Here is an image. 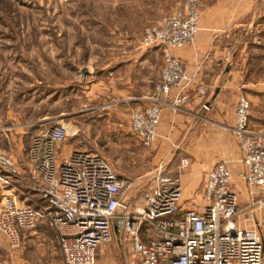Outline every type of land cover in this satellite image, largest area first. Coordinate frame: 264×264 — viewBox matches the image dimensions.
<instances>
[{
	"label": "built area",
	"instance_id": "built-area-1",
	"mask_svg": "<svg viewBox=\"0 0 264 264\" xmlns=\"http://www.w3.org/2000/svg\"><path fill=\"white\" fill-rule=\"evenodd\" d=\"M176 9L144 31L142 45L163 52L164 67L149 106L131 113L132 131L145 147L158 136L164 107L180 108L196 78L173 54L192 42L199 31V0H180ZM176 89L174 98L168 97ZM205 93L204 86L197 89ZM250 102L241 96L233 124L244 170L251 187L250 206L264 210V132L249 125ZM69 132L55 125L32 140L28 170L0 150V187L11 193L0 206V246L21 247L22 231L45 224L58 239L63 264H96L99 247L111 241L114 223L124 239L133 241L138 258L127 264H264V242L253 228L242 227L238 194L231 187L232 172L220 161L202 184L200 203L183 211L181 160L177 172L159 169L154 183L142 195L143 208L128 209L134 181L119 175L103 156L75 150L61 156ZM28 182L29 188H25ZM259 193H254V190ZM181 211H183L181 213Z\"/></svg>",
	"mask_w": 264,
	"mask_h": 264
},
{
	"label": "rangeland",
	"instance_id": "rangeland-1",
	"mask_svg": "<svg viewBox=\"0 0 264 264\" xmlns=\"http://www.w3.org/2000/svg\"><path fill=\"white\" fill-rule=\"evenodd\" d=\"M179 1L0 0V150L11 155L21 170L27 171L33 137L52 126H64L69 135L60 145V157L66 156L65 150L79 149L103 156L119 175L134 181L127 206L133 212L141 210L143 193L162 169L158 168L152 149L158 136L151 147H145L132 131L131 112L138 109L130 112V124L105 122L99 107L96 67L129 54L134 48L159 50L142 45L144 31L173 12ZM255 17L258 25L242 32L247 37L248 64L243 74L247 85L245 95L239 99L248 97L249 125L264 132V5ZM154 54L153 66H160L161 75L163 52ZM84 67L91 74L81 81ZM175 95L170 93L168 97L173 99ZM156 96L155 89L153 99ZM183 158H188L191 164V158ZM241 180L244 185L240 190L231 185L238 194L241 210L236 218L242 227L257 229L264 242V210L257 204L249 208L251 187L242 177ZM3 190L0 187L2 194ZM254 193L259 190L255 189ZM200 200L189 207H196ZM47 227L25 230V243L13 252L4 241L0 246V264H18L21 260L24 264H63L56 235ZM36 230L39 234H34ZM114 261L117 258L105 263L97 258L96 264H114Z\"/></svg>",
	"mask_w": 264,
	"mask_h": 264
},
{
	"label": "crops",
	"instance_id": "crops-1",
	"mask_svg": "<svg viewBox=\"0 0 264 264\" xmlns=\"http://www.w3.org/2000/svg\"><path fill=\"white\" fill-rule=\"evenodd\" d=\"M199 3L200 29L194 41L174 51L198 81L187 91L189 98L180 109L175 111L167 107L162 111L157 127L158 138L152 147L159 162L158 168L166 173L177 172L183 157L191 158V164L181 175L183 211L201 199V187L207 172L220 161L227 162L233 173L231 185L238 190L244 185L241 182L244 166L239 141L233 131L236 105L239 96L245 95L243 91L247 86L243 79L248 64L247 37L242 32L249 30L251 25H258L255 16L264 0H200ZM158 51L134 48L129 54L96 67L100 113L107 124H130L133 109L150 105L161 70L159 65L153 66L154 52ZM200 85L206 90L201 95L197 91ZM175 94L176 89H173L171 95ZM113 104L114 108L109 106ZM102 105L105 108H101ZM125 129L131 132L129 128ZM64 152L67 155L72 150ZM24 186L30 189L28 182ZM9 193L0 191L1 197ZM42 227L47 225L39 224L35 229ZM26 233L22 231V245ZM37 233L36 230L34 234ZM109 242L99 247V261L105 263L117 258L114 264H127L138 258L132 239H124L115 223ZM56 243L62 259L58 239ZM20 263L24 264L22 260Z\"/></svg>",
	"mask_w": 264,
	"mask_h": 264
},
{
	"label": "water",
	"instance_id": "water-1",
	"mask_svg": "<svg viewBox=\"0 0 264 264\" xmlns=\"http://www.w3.org/2000/svg\"><path fill=\"white\" fill-rule=\"evenodd\" d=\"M89 73V69L87 67L82 68L81 77L80 80L83 81L84 77ZM115 225H118L117 222H115Z\"/></svg>",
	"mask_w": 264,
	"mask_h": 264
}]
</instances>
